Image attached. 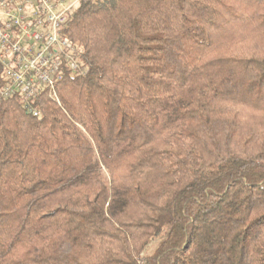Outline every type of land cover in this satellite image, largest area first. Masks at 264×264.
<instances>
[{"label":"trees","instance_id":"16d2710c","mask_svg":"<svg viewBox=\"0 0 264 264\" xmlns=\"http://www.w3.org/2000/svg\"><path fill=\"white\" fill-rule=\"evenodd\" d=\"M61 35L83 74L0 97V264H264V0H89Z\"/></svg>","mask_w":264,"mask_h":264},{"label":"built area","instance_id":"2783aa9c","mask_svg":"<svg viewBox=\"0 0 264 264\" xmlns=\"http://www.w3.org/2000/svg\"><path fill=\"white\" fill-rule=\"evenodd\" d=\"M89 0H0V65L5 85L1 98L20 95L29 113L40 114L34 104L56 86L66 71L83 70L78 48L61 35L69 13Z\"/></svg>","mask_w":264,"mask_h":264}]
</instances>
